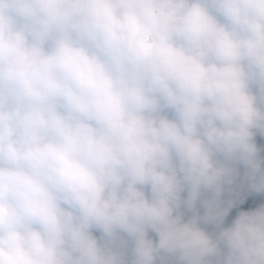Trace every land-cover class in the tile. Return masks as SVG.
Segmentation results:
<instances>
[{
	"label": "clouds",
	"instance_id": "1",
	"mask_svg": "<svg viewBox=\"0 0 264 264\" xmlns=\"http://www.w3.org/2000/svg\"><path fill=\"white\" fill-rule=\"evenodd\" d=\"M256 132L264 0H0V264H264Z\"/></svg>",
	"mask_w": 264,
	"mask_h": 264
},
{
	"label": "trees",
	"instance_id": "2",
	"mask_svg": "<svg viewBox=\"0 0 264 264\" xmlns=\"http://www.w3.org/2000/svg\"><path fill=\"white\" fill-rule=\"evenodd\" d=\"M261 160H264V153L259 157ZM238 170V175L234 177L233 182L231 184H226L224 186L223 192L221 196L219 197L218 203L221 208H227L229 206L230 202H234L235 206L231 208L229 214L225 217L224 222L222 225H217L214 222H211L213 226H218L221 228L229 227L231 226L232 222L235 220V218L238 216V214L241 211H254L261 207L262 205L259 204L258 199L263 194V192H257L252 187V180L250 176L248 175L249 170L245 168V166H242V164L239 165H233ZM264 167V166H262ZM204 193L208 192V190H203ZM185 193V194H184ZM182 193V196L186 198L187 197V191ZM209 194V193H208ZM212 197L210 198V200ZM184 206L181 207L179 210L181 213L183 211ZM206 214V213H205ZM195 215V212L187 210V213L185 214L184 218L187 221L188 219L192 218ZM127 253L125 254L126 259L130 258L131 256V244L126 248ZM163 254V252L161 253ZM164 256L167 257H174L175 255L166 254ZM176 260H171L169 262L162 261V264H179L178 257L175 256ZM213 261L217 260L218 258H212Z\"/></svg>",
	"mask_w": 264,
	"mask_h": 264
},
{
	"label": "rangeland",
	"instance_id": "3",
	"mask_svg": "<svg viewBox=\"0 0 264 264\" xmlns=\"http://www.w3.org/2000/svg\"><path fill=\"white\" fill-rule=\"evenodd\" d=\"M254 139H255V142H256L257 147L259 149V157H260L264 153V135L260 134L259 132H256V135H255V138ZM242 166H244V165H242ZM213 196H214V194L212 192L208 191V192L204 193V191L202 190L201 198L198 201L197 206H196L197 207V211L195 212V215L197 213L199 214L200 217H203L205 215V213H206L207 210H206V208L204 206V201L210 200V198L211 197L213 198ZM184 197H185V195H184ZM258 202H259V204H261L262 206H264V192L260 196V198L258 199ZM187 210L188 209L184 206L183 211H182V213L184 214V216L187 213ZM200 227L202 229H204L214 239L218 236L220 230L222 229L221 227H218V226L215 227V226H213L211 224V222H205L204 220H200ZM224 228H227V227H224ZM95 234L99 235L98 233H95ZM149 236L155 242L158 243L159 237L155 233H153V232L150 231L149 232ZM222 248H223V246H222ZM123 251L125 252V254L128 252L127 249H123ZM223 252L226 254L227 249H223ZM164 255H165V253H163V254L160 253L158 255L156 261H155V264H162V261L169 262L172 259L177 261V259H176L175 256L170 258V257L164 256ZM170 255H172V254H170ZM215 261L216 260H214V264H215Z\"/></svg>",
	"mask_w": 264,
	"mask_h": 264
}]
</instances>
